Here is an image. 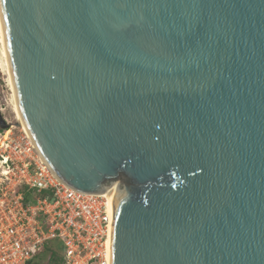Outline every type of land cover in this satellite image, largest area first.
<instances>
[{
  "label": "water",
  "instance_id": "1",
  "mask_svg": "<svg viewBox=\"0 0 264 264\" xmlns=\"http://www.w3.org/2000/svg\"><path fill=\"white\" fill-rule=\"evenodd\" d=\"M0 20L42 160L117 187L110 264H264V0H0Z\"/></svg>",
  "mask_w": 264,
  "mask_h": 264
},
{
  "label": "built area",
  "instance_id": "2",
  "mask_svg": "<svg viewBox=\"0 0 264 264\" xmlns=\"http://www.w3.org/2000/svg\"><path fill=\"white\" fill-rule=\"evenodd\" d=\"M18 128L0 131V264H25L53 240L63 264H110L113 215L107 196L60 182ZM23 188L31 201L25 202Z\"/></svg>",
  "mask_w": 264,
  "mask_h": 264
},
{
  "label": "rangeland",
  "instance_id": "3",
  "mask_svg": "<svg viewBox=\"0 0 264 264\" xmlns=\"http://www.w3.org/2000/svg\"><path fill=\"white\" fill-rule=\"evenodd\" d=\"M2 46L0 43V128L8 129L11 127L13 128H20L18 122L15 120V113L13 110V97L10 84L8 82V76L6 69L3 63V55H2ZM18 128V129H19ZM18 129H12V132L15 133ZM1 171V167H0ZM50 245L53 247L58 248V242L52 241ZM42 256V255H40ZM48 256L47 255L44 259H40V264H49L48 263Z\"/></svg>",
  "mask_w": 264,
  "mask_h": 264
},
{
  "label": "bare ground",
  "instance_id": "4",
  "mask_svg": "<svg viewBox=\"0 0 264 264\" xmlns=\"http://www.w3.org/2000/svg\"><path fill=\"white\" fill-rule=\"evenodd\" d=\"M0 43H1V46H2L1 49H2V55H3V63H4V67L6 69V72H7L8 82L10 84L11 91H12L13 110H14V113H15V120L18 122V125L20 126V128L22 130H24L26 132V134L30 137L29 132H28V130H27V128H26L21 116H20L19 109H18V106H17L15 88H14L12 76H11V73H10L9 62H8V58H7V54H6V50H5L4 38H3V34H2L1 20H0ZM104 195H106L107 198L110 201L109 206L111 208V213L113 215V206H114V202L116 200V197L118 195L117 187L111 186L109 189H107V191L104 193ZM111 234H112V230H111ZM111 234H110V239H109V241H110V244H109V246H110V254H111Z\"/></svg>",
  "mask_w": 264,
  "mask_h": 264
},
{
  "label": "trees",
  "instance_id": "5",
  "mask_svg": "<svg viewBox=\"0 0 264 264\" xmlns=\"http://www.w3.org/2000/svg\"><path fill=\"white\" fill-rule=\"evenodd\" d=\"M1 130H4V129L0 128V131ZM22 192L24 193L25 202L31 201V192L27 191L26 188H23ZM44 194L45 193L43 192L41 195L44 196ZM53 241H55V240H53ZM50 242H52V241L46 242L43 245L41 251L38 254H36L35 256H33L30 260H28L25 264H40L39 260L41 258L44 259L47 255H49L48 256V263L49 264H63V258H62L60 247H58V248L53 247L52 245H50ZM40 255H42V256H40Z\"/></svg>",
  "mask_w": 264,
  "mask_h": 264
}]
</instances>
